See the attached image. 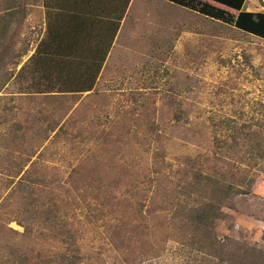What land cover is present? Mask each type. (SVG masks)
Here are the masks:
<instances>
[{
  "label": "rangeland",
  "instance_id": "1",
  "mask_svg": "<svg viewBox=\"0 0 264 264\" xmlns=\"http://www.w3.org/2000/svg\"><path fill=\"white\" fill-rule=\"evenodd\" d=\"M64 3L0 0L7 31L0 35V236L19 252L40 254V264L72 254L65 243L72 230H81V264L199 263L169 223L170 202L185 199L175 201L173 188L178 172L211 166L215 139H227L225 156L232 137L264 132V41L184 8L135 0L97 87L52 93L59 80L79 85L73 73L84 68L77 57L54 56L44 38V16ZM250 4L264 12V0H246L243 9ZM30 51L32 69L17 74L16 54ZM32 74L35 82L24 85ZM57 122L65 129L55 140ZM94 192L107 207L87 209L95 202L82 195ZM53 204L59 219L47 228ZM236 206L218 224L219 238L264 251V176ZM32 222L33 234L23 237L22 225Z\"/></svg>",
  "mask_w": 264,
  "mask_h": 264
},
{
  "label": "trees",
  "instance_id": "2",
  "mask_svg": "<svg viewBox=\"0 0 264 264\" xmlns=\"http://www.w3.org/2000/svg\"><path fill=\"white\" fill-rule=\"evenodd\" d=\"M184 9L195 12L210 20L221 22L232 26L236 30L253 36L264 41V13H252L243 11L246 0H163ZM129 0L126 1V5ZM48 7V6H46ZM230 11L236 13L232 15ZM97 75H94L90 82L80 86L83 90H76L67 87L60 89L57 93L87 92L93 89ZM58 85L61 84L59 80ZM71 90V91H67ZM246 128V127H243ZM65 128L60 123H55L52 131L58 130L55 140L59 139V132ZM243 132L242 128H239ZM243 140L232 137L230 148H225V156L220 154L222 143L224 148V139L214 140V148L217 153H212L213 162L211 166L205 167L197 162L198 168H188L178 172L179 178L173 191L178 192L173 199L180 201L183 198V204L170 202V211L175 210V214L169 219L173 230L181 234L178 242H184L189 245L191 251L201 257L197 264H264V251L255 244L239 242L226 238L221 240L218 236V224L229 219L228 211L236 210V202L240 197L251 195L257 178L264 176V132L257 133L255 129H249ZM215 142L218 147L215 146ZM234 148L237 150L232 151ZM233 152V154L231 153ZM230 153V155L228 154ZM224 169V170H222ZM110 193V188L106 187ZM87 190L85 192H90ZM109 193L104 194V196ZM114 195V194H112ZM111 195V196H112ZM84 200H91L95 203L86 201L84 204L87 209L96 207V209L107 207L109 199L99 197L93 193L90 197L87 193L82 195ZM115 201L114 197H111ZM169 201L167 197L164 199ZM98 205V206H97ZM100 210V209H99ZM165 211V210H164ZM57 204H53L44 224L47 228H54L58 221ZM90 213L88 212V217ZM141 216V211L138 212ZM43 223V217L41 224ZM32 227L22 225L24 228L23 237H29L33 234L35 222L30 223ZM73 231V230H72ZM67 231L65 243L72 254H64L58 258L56 264H81V251L77 245L80 240V231ZM52 235V237H55ZM57 237V236H56ZM175 238V235H171ZM5 237L0 236V252L3 249L9 250L5 256H1L0 264H40V254L36 257L19 252L13 245H6ZM8 247V249H7ZM80 252V253H79ZM144 264V263H142ZM149 264V263H148ZM150 264H154L151 262ZM186 264H191L188 262Z\"/></svg>",
  "mask_w": 264,
  "mask_h": 264
},
{
  "label": "crops",
  "instance_id": "3",
  "mask_svg": "<svg viewBox=\"0 0 264 264\" xmlns=\"http://www.w3.org/2000/svg\"><path fill=\"white\" fill-rule=\"evenodd\" d=\"M126 1L127 0H64L65 3L63 6L56 9L54 13H49L47 16L48 20L46 15L44 16L43 34H45L44 38H46L47 41L51 43L52 40L53 42L54 50L52 54L62 59L65 57H77L78 61L84 65L82 70H75V73H73L76 79H80L73 85L80 82L79 85L68 86L69 83L66 84V82H69L68 79L67 81L60 80L61 84L59 85V88L61 90L63 88L66 89L67 87L76 90H83L80 88V85L84 86L88 84L94 75H97V78L99 77L98 80L96 78V85L94 84V87H97V83L100 81L99 79L103 75L104 70L108 66V62L112 58V54L115 51L118 34L120 33L121 28L126 25L132 6L135 2V0H129L126 5ZM158 1L170 4L171 6H176L163 0ZM244 9L243 11H245ZM48 11L50 12V9H48ZM245 12L260 13L254 11L251 4L247 7ZM1 19L0 35L4 36L7 31L3 17ZM29 27V33L34 31L35 28L33 25L32 27L29 25ZM11 34L16 37L15 42L19 45V43H21L20 38L22 34L16 28L12 29ZM1 39L2 38H0V41ZM34 55L35 51H30L28 54H16L17 57H15V60L18 63L16 64L17 69L15 70L17 74H20L22 70L29 72L32 69L27 63L33 61L32 58ZM42 56L44 57V55ZM46 65L45 59H43L41 65L42 70L46 69ZM42 74L43 76L45 75L43 71ZM15 82L18 84L23 83L17 81V79ZM34 82L35 79L32 74L28 75L26 84H23L29 86ZM56 83L53 85L52 91L54 92L51 91L52 93L58 91ZM90 91L83 93H88ZM78 93L80 92L68 94Z\"/></svg>",
  "mask_w": 264,
  "mask_h": 264
}]
</instances>
